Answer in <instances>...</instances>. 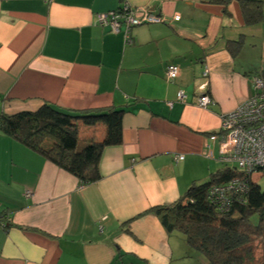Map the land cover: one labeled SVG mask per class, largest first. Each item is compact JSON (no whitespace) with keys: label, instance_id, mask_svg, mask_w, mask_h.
I'll list each match as a JSON object with an SVG mask.
<instances>
[{"label":"crops","instance_id":"1","mask_svg":"<svg viewBox=\"0 0 264 264\" xmlns=\"http://www.w3.org/2000/svg\"><path fill=\"white\" fill-rule=\"evenodd\" d=\"M122 1L0 0V115L124 110L89 183L0 131V264H206L150 209L220 168L208 135L264 80V0L253 24L237 0H125L161 18L132 26L129 43L97 21ZM201 93L213 102L199 106ZM103 135L79 129L81 144Z\"/></svg>","mask_w":264,"mask_h":264},{"label":"trees","instance_id":"2","mask_svg":"<svg viewBox=\"0 0 264 264\" xmlns=\"http://www.w3.org/2000/svg\"><path fill=\"white\" fill-rule=\"evenodd\" d=\"M201 1L226 6L231 0ZM237 1L246 23L262 19L259 0ZM123 111L115 107L66 111L44 103L35 111L1 114L0 131L39 152L81 183H89L100 176L98 162L103 148L122 140ZM81 125L103 126L102 139L91 138L79 146ZM252 175L236 165L219 168L208 180L191 184L174 202L150 211L167 231L182 233L188 252L200 254L206 264H264V189ZM234 179L237 184L224 192L228 202L211 193L214 187Z\"/></svg>","mask_w":264,"mask_h":264},{"label":"built area","instance_id":"3","mask_svg":"<svg viewBox=\"0 0 264 264\" xmlns=\"http://www.w3.org/2000/svg\"><path fill=\"white\" fill-rule=\"evenodd\" d=\"M174 17L178 18L177 15ZM97 21L102 26H109L113 32L123 29L125 42L129 43L128 32L132 26L159 22L161 18L152 14L147 8L132 7L123 0L117 9L99 13ZM165 74L167 79H174L178 74V67L174 64L167 65ZM206 74L207 71L204 70L203 76ZM254 87L258 92L233 110L222 114L218 131L209 134L208 139L218 141L217 158L220 162L233 163L244 173L261 175L264 174V91L261 90L264 88V80L256 77ZM184 97V92L179 90L176 99L182 101ZM212 102V98L207 93H201L197 97L199 106L204 107ZM177 158L182 156L179 155ZM235 184H237L236 179L225 186L214 187L211 193L217 194L218 200L226 203L228 199L224 197V192L233 189ZM240 185V188H243V184Z\"/></svg>","mask_w":264,"mask_h":264},{"label":"rangeland","instance_id":"4","mask_svg":"<svg viewBox=\"0 0 264 264\" xmlns=\"http://www.w3.org/2000/svg\"><path fill=\"white\" fill-rule=\"evenodd\" d=\"M79 146H81V143L79 144ZM218 166H220V168H222V167H226V166H228V167H235V165L233 164V163H226V164H224V163H222V162H220L219 160H218ZM252 178L256 181V183L262 188V189H264V174H262V175H259L258 173H253V175H252ZM181 235H182V237H184L183 236V234L181 233ZM196 253V252H195ZM197 254V253H196ZM197 255H200V254H197ZM201 256V255H200ZM202 257V256H201ZM203 258V257H202ZM204 259V258H203ZM205 260V259H204Z\"/></svg>","mask_w":264,"mask_h":264}]
</instances>
